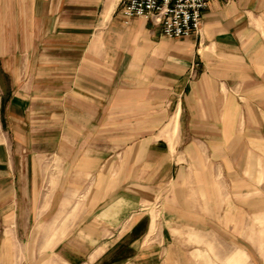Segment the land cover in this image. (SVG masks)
Masks as SVG:
<instances>
[{
  "label": "crops",
  "instance_id": "0c3cea01",
  "mask_svg": "<svg viewBox=\"0 0 264 264\" xmlns=\"http://www.w3.org/2000/svg\"><path fill=\"white\" fill-rule=\"evenodd\" d=\"M121 3L0 0V219L66 223L53 264H158L153 207L181 137L202 167L264 163V0H210L201 41ZM107 126L106 160L87 144Z\"/></svg>",
  "mask_w": 264,
  "mask_h": 264
},
{
  "label": "rangeland",
  "instance_id": "374dc122",
  "mask_svg": "<svg viewBox=\"0 0 264 264\" xmlns=\"http://www.w3.org/2000/svg\"><path fill=\"white\" fill-rule=\"evenodd\" d=\"M164 118L170 131L174 115L166 114ZM1 120L0 107V134ZM98 130L96 134L99 136L101 131V137L87 145L94 150L96 145L107 160L117 142H111L108 126ZM88 134H93V128L87 129V138ZM181 138L173 154L174 159L178 157L179 170H174L171 186L159 188V201L153 207L154 238L159 243L162 236L165 240L157 253L158 264H264V221L258 211L259 189L264 192V163L254 164L253 171L247 163L223 166L216 161L215 166L202 167L192 162L188 138ZM246 150L249 148L231 149L230 159L236 162L244 153L245 161ZM206 157L207 152H203L201 162L203 158L207 162ZM2 220L0 264H46V260L53 264L55 242L69 229L66 223L20 226L19 216L15 219L14 215L11 227ZM240 248L248 252L249 258L242 254L235 259L234 253Z\"/></svg>",
  "mask_w": 264,
  "mask_h": 264
},
{
  "label": "built area",
  "instance_id": "2783aa9c",
  "mask_svg": "<svg viewBox=\"0 0 264 264\" xmlns=\"http://www.w3.org/2000/svg\"><path fill=\"white\" fill-rule=\"evenodd\" d=\"M210 0H122L125 18L153 19L163 26L168 38L196 36L202 39L203 16Z\"/></svg>",
  "mask_w": 264,
  "mask_h": 264
}]
</instances>
